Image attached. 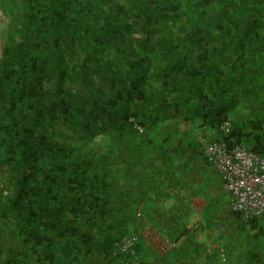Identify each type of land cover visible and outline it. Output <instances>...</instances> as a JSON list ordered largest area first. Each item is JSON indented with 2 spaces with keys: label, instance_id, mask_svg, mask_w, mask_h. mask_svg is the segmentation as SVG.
<instances>
[{
  "label": "trees",
  "instance_id": "16d2710c",
  "mask_svg": "<svg viewBox=\"0 0 264 264\" xmlns=\"http://www.w3.org/2000/svg\"><path fill=\"white\" fill-rule=\"evenodd\" d=\"M253 1L0 0V264H141L142 238L117 233L141 221L142 143L179 108L228 112L218 133L232 119L234 143L264 154ZM231 213L264 246L259 217Z\"/></svg>",
  "mask_w": 264,
  "mask_h": 264
},
{
  "label": "crops",
  "instance_id": "0c3cea01",
  "mask_svg": "<svg viewBox=\"0 0 264 264\" xmlns=\"http://www.w3.org/2000/svg\"><path fill=\"white\" fill-rule=\"evenodd\" d=\"M0 15L3 16L1 9ZM198 107H191V113L188 109L180 112L179 108L177 120L156 121L152 124L156 132L142 143L146 153L139 167H134L133 175L138 176L130 181L132 197L128 201L131 209L141 210V221L132 218L121 223L125 232L117 234H138L142 238L143 230L149 229L163 244L172 242V246L159 253L142 238L137 244L141 264L226 263L219 255L223 239H229L225 222L231 218L237 224L239 219L229 210L228 193L206 162L204 150L209 142L218 139L217 126L230 114ZM258 219L264 229V218ZM115 223L120 222L116 219ZM253 245L254 251L245 253L246 264L251 259L254 264L264 260V246L262 249L259 241Z\"/></svg>",
  "mask_w": 264,
  "mask_h": 264
},
{
  "label": "built area",
  "instance_id": "2783aa9c",
  "mask_svg": "<svg viewBox=\"0 0 264 264\" xmlns=\"http://www.w3.org/2000/svg\"><path fill=\"white\" fill-rule=\"evenodd\" d=\"M231 126L230 120H224L220 124L221 138L206 145L205 160L217 173L223 190L228 193L231 212L264 218V154L253 152L243 144L234 143L230 136ZM142 238L159 253L172 246L163 244L149 229L143 230ZM137 239L133 236L116 245L121 250H127L134 246ZM220 252L223 259V249ZM131 253L133 254L132 250ZM123 264L137 263L129 260Z\"/></svg>",
  "mask_w": 264,
  "mask_h": 264
},
{
  "label": "rangeland",
  "instance_id": "374dc122",
  "mask_svg": "<svg viewBox=\"0 0 264 264\" xmlns=\"http://www.w3.org/2000/svg\"><path fill=\"white\" fill-rule=\"evenodd\" d=\"M261 0H254L253 3H256L258 6ZM263 5H264V0H263ZM2 16L0 15V22H1ZM224 37V34H223ZM230 95V93H229ZM253 104L252 102H242L241 105L238 107L240 109H246L249 107V105ZM227 108L230 106L227 105ZM230 118H232L231 115H229ZM235 221L228 220L225 222V227L224 231H227L228 235V240L223 239L224 247H222L225 251V256H226V263L224 264H246L247 256H245V253L247 254L248 252H253L254 251V240L246 234L244 230H238L237 224H233ZM258 224L260 225V220L257 219ZM206 230L207 228H203ZM225 236V234H224ZM226 237V236H225ZM261 244V247L263 249V240L261 239L259 241ZM264 250V249H263ZM263 259V258H262Z\"/></svg>",
  "mask_w": 264,
  "mask_h": 264
}]
</instances>
